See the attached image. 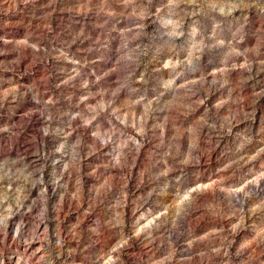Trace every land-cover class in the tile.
Segmentation results:
<instances>
[{
  "label": "rangeland",
  "instance_id": "rangeland-1",
  "mask_svg": "<svg viewBox=\"0 0 264 264\" xmlns=\"http://www.w3.org/2000/svg\"><path fill=\"white\" fill-rule=\"evenodd\" d=\"M0 264H264V0H0Z\"/></svg>",
  "mask_w": 264,
  "mask_h": 264
}]
</instances>
